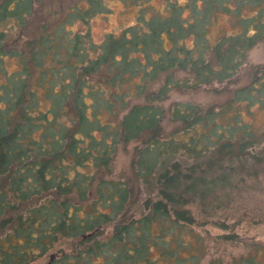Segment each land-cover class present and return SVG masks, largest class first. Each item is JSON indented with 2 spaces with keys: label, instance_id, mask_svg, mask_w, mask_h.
I'll use <instances>...</instances> for the list:
<instances>
[{
  "label": "trees",
  "instance_id": "trees-1",
  "mask_svg": "<svg viewBox=\"0 0 264 264\" xmlns=\"http://www.w3.org/2000/svg\"><path fill=\"white\" fill-rule=\"evenodd\" d=\"M37 1L0 0V264H30L47 253V264H200L196 253L181 256L193 221L184 204L207 191L200 185L207 155L234 160L259 143L240 112L234 124L218 118L240 98L264 106V69L226 109L176 102L178 122L168 134L162 102L177 88L233 76L263 39L264 22L255 16L213 47L204 24L195 46L176 45L175 35L168 49L161 32L174 31L161 19L86 49L88 29L65 24L87 23L100 0L44 11L39 30L28 34ZM131 141L135 176L158 187L139 216L129 205L132 187L112 175L120 146Z\"/></svg>",
  "mask_w": 264,
  "mask_h": 264
},
{
  "label": "rangeland",
  "instance_id": "rangeland-1",
  "mask_svg": "<svg viewBox=\"0 0 264 264\" xmlns=\"http://www.w3.org/2000/svg\"><path fill=\"white\" fill-rule=\"evenodd\" d=\"M172 1L180 10L177 19L173 16ZM35 5V10L40 13H35L28 20L25 28L28 34L39 30L41 22L45 20L44 11L59 8L72 11L77 7H90L89 0H39ZM100 5V11L92 15L87 23L73 18L65 24L69 30L85 32L88 29L89 38L84 44L86 49L88 43L99 44L108 35H122L130 28L148 31L151 21L159 22L161 19L170 22L169 28L174 31L171 35L161 32V43L168 49L173 45L172 37L176 36V45L182 44L187 48L195 46L199 40L195 32L205 29L204 24H207V38L204 41L213 47L225 37L242 32L246 23H251L250 19L255 16L259 18L257 21L264 22V0H214L211 8L207 0H100ZM207 6L210 8L208 14L205 12ZM66 15L65 12L61 18L66 19ZM170 15L174 20L170 19ZM200 16H203V20H199ZM194 18H197L195 27L191 25ZM53 20L51 18V23L59 21ZM7 24L1 27L5 28ZM254 29L251 28L252 31ZM8 66L12 68L15 65L9 63ZM260 69H264V37L250 48L246 62L230 78L169 92L162 102L167 109L161 122L163 133H170L177 125V117L171 112L176 102H191L215 110L226 109L228 101L236 96L238 89L250 85ZM154 86L156 88L157 83ZM237 111L251 125L261 142L249 147L241 158L230 160L224 155H207L206 160H214V164L203 159L205 179L200 185L207 191L202 195L190 196L184 204L190 210L193 223L190 224V235L183 232L189 246L181 251L182 257H191L193 253L201 256L200 264H264V106L256 100L240 98L225 114L222 113L218 122L232 124ZM136 144L131 141L120 146L112 175L132 187L129 205L131 213L139 216L158 187L144 185L135 176L133 156ZM182 159L187 165L189 159ZM49 259L47 253L30 264H47Z\"/></svg>",
  "mask_w": 264,
  "mask_h": 264
}]
</instances>
